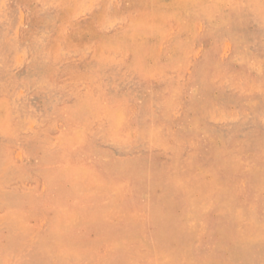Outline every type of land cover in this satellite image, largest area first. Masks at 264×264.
<instances>
[{"label":"rangeland","instance_id":"374dc122","mask_svg":"<svg viewBox=\"0 0 264 264\" xmlns=\"http://www.w3.org/2000/svg\"><path fill=\"white\" fill-rule=\"evenodd\" d=\"M47 1L46 50L58 54L37 84L19 32L41 0H0V31L21 44L0 48V264H264V0H151L137 18L147 29L159 20L166 37L150 44L162 63L185 31L211 35L179 52L181 67L162 68L167 83L136 78L126 50L98 46L143 0ZM170 4L195 10L193 29ZM238 19L248 25L231 34ZM205 52L217 61L204 64ZM82 165L115 171L81 176ZM252 233L262 242L249 244Z\"/></svg>","mask_w":264,"mask_h":264},{"label":"bare ground","instance_id":"6f19581e","mask_svg":"<svg viewBox=\"0 0 264 264\" xmlns=\"http://www.w3.org/2000/svg\"><path fill=\"white\" fill-rule=\"evenodd\" d=\"M150 2H151V0H143L141 5H138L137 2L135 1L134 4L130 7L132 13H131V16H130L131 19H130V22H129V25L127 26V28L123 30V32L120 34L119 37H115L113 39H103V40L101 39L102 41H100V42L98 41L99 42L98 46L100 47V49H103V48L105 49V47H111L112 49L113 48H117V49L126 50L130 54V60L126 64H129L128 66H129L130 69H132L134 71L133 74L135 75L136 78H140L141 80H145L146 83H147V80H146L147 78H148L149 82H150V80L152 78H157V79L161 80L160 82L164 81V82L167 83L169 78H170L169 72H168V76H167L162 71V68L163 67H172V66L173 67H181L182 63H181L180 60H178L179 52H181L182 50L186 49V55H187L188 49L190 51L191 48H193L195 45H198L199 43H201L203 41V38H205L208 35H210V33L209 32L208 33L204 32V33L195 34L193 32V33L190 34V33H188V31H185L187 29L191 30L194 27L193 26V22L195 20L194 19L195 10L192 7L185 6V5H172V4H170L169 6L171 7L170 8L171 9V11H170L171 17H173V19L176 22L177 21L183 22V24L181 23L182 24V28L181 29H183V31H185V33L188 35V39H187V41H184L183 43H181L180 41H182V40H180L179 41V47L176 46L175 49H173V53L174 54H172V56L168 58L169 60L166 63H162L163 62L162 59L160 57H156L155 53L158 51L156 46L150 44V39H153L154 42H155V39H157V38L159 40H163L164 41V39L166 37V34H164V33L162 34V36H160V33H157L158 30L156 29V23L155 22L156 21L159 22V20L155 19L154 15H151L150 18L148 19V21L151 23V26H150L149 29H147V28H143V27H146V25L144 24V19H138L137 18V13L140 10H143L145 15H149L151 13V11H152L151 6H153V5L150 4ZM39 3H41L42 6L40 8H38V9L34 10L31 13V15L36 17V19L34 21H32V23L29 24L27 29H24V30L19 32L21 37L25 38L26 40H29V43H27L26 49H27L28 52L32 53V57H33L32 63L29 65V70L27 71L28 72V79H29L28 82H36L37 84H40V83L44 82L45 77L50 75L49 71L51 69H53L49 65L50 57L51 56L55 57L58 54V47L57 46H53V48L51 50L49 49L50 51L46 50V45H47L46 41L48 40V38H47L48 34L44 33L45 32V26H49V28H54V24H55V20H46L45 19L50 14V10H51L50 1L41 0V2H39ZM63 3L64 2L62 1L57 6H55V7L52 6V7L57 12H61V10L63 9ZM154 3H156V1ZM244 5L246 6L247 3H245ZM242 6H243V3H242ZM256 6H258V7L256 8L257 12H256L255 16L259 12L258 15L261 17V19L264 20V1L259 3V5H256ZM239 11H240V9H239ZM158 16L160 17V15H158ZM171 17L169 18L168 21H166V23L172 24L173 20H171L172 19ZM44 20H45V22H43ZM58 20H59L60 26H64V24L67 21L66 18L63 15H61L58 18ZM132 21H134L135 24H132ZM176 22L175 23L173 22L174 25H176ZM40 23H42V25H40ZM74 25H76V24H74ZM177 25H179V23H177ZM247 25H248V21L247 20L238 19L237 21L233 22V25L231 27V34H234L235 32H237L238 29H240L241 27H247ZM70 26H71V24H70ZM46 31H48V30H46ZM179 31H181V30H179ZM79 33H82L81 29H79V28H76V29L72 30V32H71L72 40L80 39L78 37ZM181 34L177 32L175 39L179 38V36ZM8 35H9V31H5V30L0 31V48H2L4 50L3 52H5L7 54L13 53L15 50H17V49H19L21 47V44L14 40L16 38V36H12V37H15L14 39H8L7 38ZM205 39H207V38H205ZM72 40L68 41V43L70 45L74 44V42H72ZM52 44H53V42H52ZM206 52H205V56H204L205 57V59H204L205 63L204 64H209V65L214 64L217 60L215 58H213L212 56L208 55L207 54L208 52L207 53ZM109 54H110V52H109ZM0 59L2 60V59H4V57L0 58ZM109 62H110V59L108 57L104 56V57H100L99 59L97 58L96 65L98 67L103 68V67H105V64H109ZM118 63L122 64V63H124V61L119 60ZM118 63L116 62V64H118ZM5 65H6V63H5ZM199 66H200V64H199ZM2 70H4V69H2ZM125 73H126V71H125ZM4 76H5V73L0 70V77H4ZM171 77H173V76H171ZM124 79L126 80V76L124 77ZM211 80H212V78H210V81ZM27 85H28V83H27ZM202 85H204V84L202 83ZM64 86H65V84H64ZM204 93L205 92H201L200 94L202 95ZM101 101H103V100H101ZM9 106H10V104H9ZM0 111H1V107H0ZM99 117H100V114H99ZM10 120H11V118H10ZM1 122H2V116H1V113H0V123ZM102 122H104V121H102ZM64 157H66L67 159H70L69 155H64ZM103 166L106 169L107 166H105V165H103ZM103 166H102V168L98 169V172H97V170L95 168L91 169L90 168L91 166L90 167H86V166H83V165L80 166V167H75V171L78 170L77 172L81 176L89 174L90 177L94 176V177H97V178L101 179L100 176H102V179H104L103 178V173H105L106 170L104 169ZM109 167H107V168H109ZM109 169H111V171H115L112 167H110ZM117 171H119V170H117ZM132 174H137V173H135V171H133ZM81 190H82V188H81ZM131 192H132V194H134L136 192V190L131 189ZM125 201H126V199H124L121 202L125 203ZM258 204H259L258 205L259 206V209H258L259 212L261 214H264V207H263L262 203H258ZM162 223H163V221H162ZM164 223H165V221H164ZM157 226H159V224ZM259 234L260 233H258V234L257 233H252L251 235H249L248 241L251 242L249 244L254 245V244H258L259 242H262V237ZM216 249L220 250L221 248L216 247ZM215 254H217L216 251H215ZM248 260H250V259H248ZM241 264H248V263L246 261H243Z\"/></svg>","mask_w":264,"mask_h":264}]
</instances>
